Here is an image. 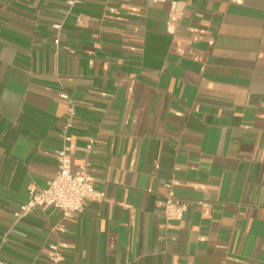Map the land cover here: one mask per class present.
I'll return each instance as SVG.
<instances>
[{"label": "crops", "instance_id": "0c3cea01", "mask_svg": "<svg viewBox=\"0 0 264 264\" xmlns=\"http://www.w3.org/2000/svg\"><path fill=\"white\" fill-rule=\"evenodd\" d=\"M67 1L0 0V259L264 264V0H182L179 20L172 0ZM71 105L72 167L105 200L16 219Z\"/></svg>", "mask_w": 264, "mask_h": 264}, {"label": "built area", "instance_id": "2783aa9c", "mask_svg": "<svg viewBox=\"0 0 264 264\" xmlns=\"http://www.w3.org/2000/svg\"><path fill=\"white\" fill-rule=\"evenodd\" d=\"M81 0H68V5H73ZM239 2L241 0H233ZM186 5L182 0L170 2V17L179 20L185 11ZM57 43V39H55ZM66 98L65 94H61ZM75 111L71 105L64 119L62 137L64 144L54 151L56 158V171L47 185L41 189L29 187L27 199L22 202L13 212L16 219H19L37 209L54 207L58 209L63 218H71L84 208L88 201L102 202L105 200L102 191L93 187V177L87 171V161H82L73 168L71 163L70 147L68 141L71 139L69 130L73 126ZM91 149V144L87 145ZM167 191L164 195V203L161 210L162 217L166 223L179 221L182 218L186 203L181 201L175 194L172 183L166 184ZM53 253L49 264H64L63 255L57 245H52ZM0 264H11L0 259Z\"/></svg>", "mask_w": 264, "mask_h": 264}]
</instances>
